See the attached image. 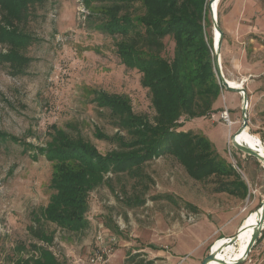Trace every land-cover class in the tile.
Listing matches in <instances>:
<instances>
[{
	"label": "rangeland",
	"instance_id": "obj_1",
	"mask_svg": "<svg viewBox=\"0 0 264 264\" xmlns=\"http://www.w3.org/2000/svg\"><path fill=\"white\" fill-rule=\"evenodd\" d=\"M217 5L223 75L245 88L247 128L264 145V0H218ZM104 9L99 0H43L29 7L28 20L22 23L23 30L36 37L23 51L29 62L21 73L11 74L0 56V131L44 147L54 124L82 135L104 154L115 145L95 137V130L112 135L118 128L109 109L94 101L97 90L127 96L135 113L152 118L150 93L140 83V72L117 57L118 38L94 25ZM213 23L209 12L205 30L212 36ZM163 42L162 54L171 57L173 38L167 35ZM4 51L0 42V54ZM220 95L214 111L185 119L179 129L204 134L224 160L225 170L240 177L212 175L196 180L166 154L142 165V179L107 173L105 182L89 193L85 229L67 231L41 220L53 232L50 248L55 255L67 264H90L91 254L105 248L108 264H166V259L176 264L181 257L183 264L202 260L217 237L212 232L233 186L226 184L228 188L220 190V182L245 181L247 172L253 180L251 193L264 197V168L254 156L228 143V136L242 123L241 93L224 89ZM225 109L230 125L221 117ZM18 141L0 139V264L27 254L18 246L35 242L28 231L32 214L41 212L52 192L54 162ZM136 198L143 202L132 203ZM99 231L103 242L96 239ZM261 259L264 227L246 258L236 264H260Z\"/></svg>",
	"mask_w": 264,
	"mask_h": 264
},
{
	"label": "trees",
	"instance_id": "obj_2",
	"mask_svg": "<svg viewBox=\"0 0 264 264\" xmlns=\"http://www.w3.org/2000/svg\"><path fill=\"white\" fill-rule=\"evenodd\" d=\"M42 1L0 0V42L6 50L0 56L11 74L21 73L30 60L23 51L36 37L23 30L22 23L28 20L29 7ZM99 2L105 9L94 25L102 33L118 38L115 53L127 68L140 72V83L150 93L154 115L150 118L145 113H135L125 95L97 90L94 101L109 109L118 128L112 135L95 130V137L115 145L104 154L82 135H72L54 124L49 127L44 147L18 141L0 131V139L21 142L54 162L49 183L52 192L41 212L32 214L28 228L35 242H20L18 250L27 254L4 264H67L51 250L53 232L47 231L41 220L67 231L85 229L89 224V193L105 182L107 173H126L142 179V165L166 154L196 180L212 175L240 177L235 171L225 170L224 160L204 134L179 129L185 119L214 111L225 89L214 71L212 35L205 30L208 0ZM167 35L174 40L171 57L162 54ZM226 184L233 186L228 188ZM222 188H228L231 194H242L239 189H247L242 179L220 182L218 189ZM141 202L140 198L132 201Z\"/></svg>",
	"mask_w": 264,
	"mask_h": 264
},
{
	"label": "water",
	"instance_id": "obj_3",
	"mask_svg": "<svg viewBox=\"0 0 264 264\" xmlns=\"http://www.w3.org/2000/svg\"><path fill=\"white\" fill-rule=\"evenodd\" d=\"M215 0H208V9L209 12L212 11V3ZM213 16V20H214V28L213 29H217L219 32V43H218V47L220 48V44H221V37H222V31L219 29L218 25H217V18ZM212 56H213V63H214V71L216 73L217 79L220 82V84L225 88V89H230V90H236L239 93H241L242 96V106H241V112H242V123L240 125V127L236 130V132H241L243 130V128L247 127V115H246V105L248 102V96L247 93L245 92V88L242 86L240 89H236L233 88L229 85L228 81L225 79V76L223 75L222 69H221V63L219 61V50L217 51V49L215 48L214 45V38L212 36ZM232 136V135H231ZM228 136L229 142L235 146L238 150H240L241 152L248 154V155H252L254 156L263 166L264 168V155H262L259 151H256L255 149H253L252 147L239 143L237 141V139L235 138V135L233 137ZM257 212L259 214V224L255 225L253 233L249 239V241L247 242L245 249L243 251V253L240 255L239 259H236L234 261H225L221 258L218 257V252H221L224 250V248L227 245L233 244L236 242V240L238 239L237 234H233L231 235L228 240L223 241L222 243H220V245L218 247H216L215 249H212V246H210V250L208 252L207 255H205L201 262L199 264H206L208 263L211 259H216L219 260L221 262H223L224 264H236L239 263L240 261H242L243 259L246 258V256L248 255L249 251L251 250V247L253 246V244L256 242L257 236L260 234V231L263 229L264 225H261L264 223V197L260 200L259 203V207L257 208ZM242 228V227H241Z\"/></svg>",
	"mask_w": 264,
	"mask_h": 264
},
{
	"label": "bare ground",
	"instance_id": "obj_4",
	"mask_svg": "<svg viewBox=\"0 0 264 264\" xmlns=\"http://www.w3.org/2000/svg\"><path fill=\"white\" fill-rule=\"evenodd\" d=\"M217 3H218V0H215L212 3L211 14L214 15L215 17H217ZM212 34H214L213 35L214 45L218 51L219 50L218 43L220 39V36H219L220 34L217 29H213ZM219 61H220V56H219ZM227 81L229 85L233 88L240 89L242 87L240 82H237L234 80H228V79ZM234 135L239 143L248 145L252 147L253 149H255L256 151H259L262 155H264V145L262 141L255 134L251 133L247 127L243 128L241 132H235L232 135V137ZM257 208L251 211L247 215V217L244 219L245 221L242 220L243 222L238 226V229L235 233L237 234L238 239L236 240L235 243L227 245L223 251L218 252L217 255L219 258L225 261H234L236 259H239L240 255L243 253L245 246L253 233L255 225L259 224V214L257 212ZM228 238L229 237L222 238V239H216L215 241H213L212 249H215L216 247H218L220 243L228 240ZM206 264H224V263L216 259H211Z\"/></svg>",
	"mask_w": 264,
	"mask_h": 264
},
{
	"label": "crops",
	"instance_id": "obj_5",
	"mask_svg": "<svg viewBox=\"0 0 264 264\" xmlns=\"http://www.w3.org/2000/svg\"><path fill=\"white\" fill-rule=\"evenodd\" d=\"M259 164L261 167H263L261 163ZM246 170L249 172L247 168ZM250 175L251 174H247L246 172V178L244 182L246 183L247 189L241 190L240 193L242 194H230L228 201L224 204V206H222L220 211V222L212 232V235L217 236L216 238L230 237L231 235H233V233H236L238 226L243 221H245L244 219L246 215L252 211H250V209L254 207L256 208L260 203L261 198L251 193L254 188L252 185L253 180ZM252 205L254 206L251 207ZM180 259L176 262V264H183L182 260L184 258L181 257ZM200 261L201 258H195L193 264H199ZM165 262L166 264H172L171 260L169 261L168 259H166ZM260 264H264V259H261Z\"/></svg>",
	"mask_w": 264,
	"mask_h": 264
},
{
	"label": "built area",
	"instance_id": "obj_6",
	"mask_svg": "<svg viewBox=\"0 0 264 264\" xmlns=\"http://www.w3.org/2000/svg\"><path fill=\"white\" fill-rule=\"evenodd\" d=\"M221 117L229 125L231 124L232 121L230 120L229 113H228L227 109L222 111ZM228 143H229V139H228ZM232 164H233V166H236V162L235 161H232ZM114 238H115L114 236H111L110 240H114ZM96 239L99 240L100 242H103V234L100 231L98 232V234L96 236ZM108 251H109V249H105V248L96 249L91 254V257L89 259L90 264H108V259H107Z\"/></svg>",
	"mask_w": 264,
	"mask_h": 264
}]
</instances>
